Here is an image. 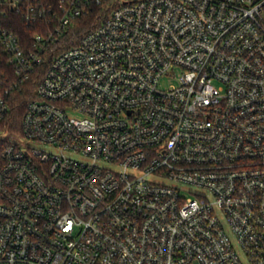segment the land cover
Returning a JSON list of instances; mask_svg holds the SVG:
<instances>
[{"label": "built area", "instance_id": "obj_1", "mask_svg": "<svg viewBox=\"0 0 264 264\" xmlns=\"http://www.w3.org/2000/svg\"><path fill=\"white\" fill-rule=\"evenodd\" d=\"M0 264H264V0H0Z\"/></svg>", "mask_w": 264, "mask_h": 264}, {"label": "rangeland", "instance_id": "obj_2", "mask_svg": "<svg viewBox=\"0 0 264 264\" xmlns=\"http://www.w3.org/2000/svg\"><path fill=\"white\" fill-rule=\"evenodd\" d=\"M29 143H31V145H33V146H35L37 148H48V147H46L43 144L38 143V142H29Z\"/></svg>", "mask_w": 264, "mask_h": 264}, {"label": "trees", "instance_id": "obj_3", "mask_svg": "<svg viewBox=\"0 0 264 264\" xmlns=\"http://www.w3.org/2000/svg\"><path fill=\"white\" fill-rule=\"evenodd\" d=\"M13 111L15 112V114H19V113L21 114V112L23 111V105H22V109L21 108L19 109L18 107L15 106Z\"/></svg>", "mask_w": 264, "mask_h": 264}]
</instances>
